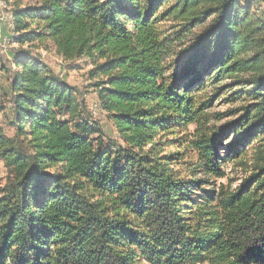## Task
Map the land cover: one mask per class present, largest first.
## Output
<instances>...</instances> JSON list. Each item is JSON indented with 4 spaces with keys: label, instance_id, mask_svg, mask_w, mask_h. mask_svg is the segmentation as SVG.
Wrapping results in <instances>:
<instances>
[{
    "label": "trees",
    "instance_id": "1",
    "mask_svg": "<svg viewBox=\"0 0 264 264\" xmlns=\"http://www.w3.org/2000/svg\"><path fill=\"white\" fill-rule=\"evenodd\" d=\"M2 1L13 134L0 129V160L13 178L0 264H264V0ZM47 41L90 65L117 139L33 54ZM222 93L240 113L207 126ZM234 160L253 167L235 189L197 177Z\"/></svg>",
    "mask_w": 264,
    "mask_h": 264
},
{
    "label": "rangeland",
    "instance_id": "2",
    "mask_svg": "<svg viewBox=\"0 0 264 264\" xmlns=\"http://www.w3.org/2000/svg\"><path fill=\"white\" fill-rule=\"evenodd\" d=\"M9 6L5 5L0 0V65H4L7 68L13 69L10 62V54L13 45L10 43V37L12 33V19L8 12ZM253 9L257 14L264 17V2L256 3ZM26 47V45H25ZM31 49L34 55L39 57L44 63H46L60 80L66 82L68 85L74 87L83 95L86 109L90 114V120L98 127L103 137L106 139H117V133L114 123L108 119L105 111L101 110L99 101L94 89L90 86V80L86 75L87 69L90 67L84 60H74L72 62H64L57 56L50 44L47 42H32ZM3 69H0V129L8 136L13 134V127L9 124L10 119V107L8 104V77ZM227 81V80H226ZM222 81L220 84L224 83ZM214 90L208 88L204 96L213 95ZM233 96L229 98L227 93L218 94L214 97L211 105L204 110V115L207 118V126L220 127L228 121L233 120L239 115L237 109L242 106V102L232 100ZM191 127V126H190ZM234 134H231L230 138H234ZM228 138L225 139V142ZM233 161H226L223 163L224 176L221 178H207L203 174H198L200 179L208 180V188L215 190L219 185H223L228 189H235L241 182L247 177L253 167L251 162L239 163ZM13 178L10 169L5 166L2 160H0V192L6 191L11 180ZM206 264V263H199Z\"/></svg>",
    "mask_w": 264,
    "mask_h": 264
},
{
    "label": "crops",
    "instance_id": "3",
    "mask_svg": "<svg viewBox=\"0 0 264 264\" xmlns=\"http://www.w3.org/2000/svg\"><path fill=\"white\" fill-rule=\"evenodd\" d=\"M11 115V114H10ZM10 118H11V116H10Z\"/></svg>",
    "mask_w": 264,
    "mask_h": 264
},
{
    "label": "built area",
    "instance_id": "4",
    "mask_svg": "<svg viewBox=\"0 0 264 264\" xmlns=\"http://www.w3.org/2000/svg\"><path fill=\"white\" fill-rule=\"evenodd\" d=\"M197 264H199V263H197Z\"/></svg>",
    "mask_w": 264,
    "mask_h": 264
},
{
    "label": "bare ground",
    "instance_id": "5",
    "mask_svg": "<svg viewBox=\"0 0 264 264\" xmlns=\"http://www.w3.org/2000/svg\"><path fill=\"white\" fill-rule=\"evenodd\" d=\"M12 24V23H11Z\"/></svg>",
    "mask_w": 264,
    "mask_h": 264
}]
</instances>
